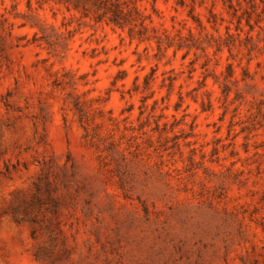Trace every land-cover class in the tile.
<instances>
[{
  "label": "rangeland",
  "instance_id": "obj_1",
  "mask_svg": "<svg viewBox=\"0 0 264 264\" xmlns=\"http://www.w3.org/2000/svg\"><path fill=\"white\" fill-rule=\"evenodd\" d=\"M22 3L0 0V68L16 73L0 148L17 153L0 167V264H264V7L196 0V23L175 0H139L163 41L191 33L175 52L61 16L87 32L75 64L94 63L77 76Z\"/></svg>",
  "mask_w": 264,
  "mask_h": 264
},
{
  "label": "trees",
  "instance_id": "obj_2",
  "mask_svg": "<svg viewBox=\"0 0 264 264\" xmlns=\"http://www.w3.org/2000/svg\"><path fill=\"white\" fill-rule=\"evenodd\" d=\"M139 0H53V4L60 5L57 7L58 10H63L65 12L75 11L79 15L77 19H89L93 23L104 24L111 28H117L126 33V36L130 41L135 40L137 43L146 42L153 40L155 41L156 49L160 50L162 47L167 48L169 46H174V52L176 49L181 47H187L188 44L185 42V39L188 40L191 33L188 32L186 38L178 36L176 40H173V37L164 35L165 40L163 41L160 35L157 33V28L152 24V15L151 13H146L141 11L138 7ZM196 0H175V5L186 7L187 16L196 23H199L198 17L194 13V4ZM48 0H36V9L42 8L43 5L47 4ZM201 3V2H199ZM26 8L28 10H33L31 7V0H25ZM52 14H55L53 7H50ZM151 10L153 13L156 12L153 4L151 5ZM34 13V11H32ZM36 15L35 13L32 15ZM65 22H62L63 26ZM31 25H33L31 23ZM190 31V30H189ZM71 35V30L69 29ZM60 37V34L56 38ZM43 39L46 43V48L49 52L56 54L59 50H56L57 42L49 41L45 37L39 38L36 32L32 33L30 40H27V43H33L35 45H40V40ZM164 45V46H162ZM124 75L123 70H119L117 75L114 77V81L122 78ZM148 82L147 75L144 76V85ZM136 86V85H135ZM75 107L79 108V102L73 100Z\"/></svg>",
  "mask_w": 264,
  "mask_h": 264
},
{
  "label": "clouds",
  "instance_id": "obj_3",
  "mask_svg": "<svg viewBox=\"0 0 264 264\" xmlns=\"http://www.w3.org/2000/svg\"><path fill=\"white\" fill-rule=\"evenodd\" d=\"M253 2L256 5V12H260V8L264 7V4L261 3V0H253ZM157 3L159 4V0H157ZM173 3V0H169V5L171 6ZM240 4L243 7H247V4L245 3V0H240ZM5 7H8V5H5ZM49 7H60V5H56L53 4V0H48V3L44 5V10L40 11L38 9H36V0H32V8L34 10V13L39 17V19L41 20L42 23H44L46 26L50 25L51 29L50 30H55L56 33L60 34L61 40L64 41L65 43H67L69 45V48L72 50L73 55L70 56L68 58V62L74 65L73 70L75 71L77 68L79 69V71L76 72V75L78 76L80 74V72H84L87 71L90 73V69L87 68V63H94V61H87L85 58V63L82 64H75V60L79 58L78 56V52L76 51V44L82 42L83 40V36L87 35L86 31H82L79 34V38H77L76 36H71L70 37V33H69V29L70 28H74L75 27V21L72 24H68L67 22H65V24L63 26H61V16L64 17H76L79 15L78 12L75 11H69V12H63L61 11L60 13L57 14V16L55 18H52L50 13L47 11V9ZM138 7H140L141 11H144L146 9V5L145 4H139ZM21 9H23V3L21 0ZM183 10H181L182 12ZM261 17H262V22H264V13H261ZM189 27H191V25H189ZM26 31H28L29 35L31 34L32 31H35V28H26ZM85 48L89 47L88 45H84ZM38 49L33 48V51H37ZM99 58V57H97ZM220 71H222V67L220 69ZM16 73L15 71H12L11 75L9 74L8 69H2L0 68V92H3V90L5 88H11L12 84H11V80H12V76H14ZM236 77H234L235 79ZM73 79L75 80V77H73ZM95 77H88V82L85 83V81L81 80V81H77L75 84V88L77 92H87L88 89L95 87V85L92 84V80H94ZM211 83V82H209ZM95 94H101L102 93H93V95ZM90 98V97H89ZM0 112H3V106L0 105ZM115 120L117 122H119L120 117L119 116H115ZM131 122V118L130 121ZM17 156V153L15 151H12L10 148L7 149V154H5V150L3 148H0V167L3 166L5 161H9L11 162L12 158ZM22 161L24 159H28L29 163H31V159L27 156V154H22L19 157Z\"/></svg>",
  "mask_w": 264,
  "mask_h": 264
}]
</instances>
